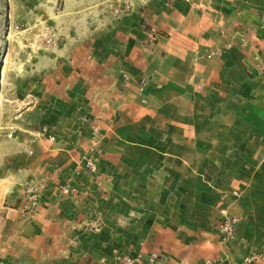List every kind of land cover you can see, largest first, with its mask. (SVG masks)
Segmentation results:
<instances>
[{
	"label": "rangeland",
	"instance_id": "374dc122",
	"mask_svg": "<svg viewBox=\"0 0 264 264\" xmlns=\"http://www.w3.org/2000/svg\"><path fill=\"white\" fill-rule=\"evenodd\" d=\"M211 2L0 0V264H118L137 254L159 264L157 252L108 253L105 245L97 251L90 230L84 243L75 238L69 246L52 222L32 218L41 215L48 198L58 203L54 210L64 213L68 207L70 215L137 214L133 198L145 190L129 181L124 187L118 172L115 187L101 188L108 179L101 163L105 140L120 110L132 117L144 104L147 74L168 33L188 17L211 10ZM254 70L264 85V61ZM231 111L227 108L228 116ZM89 156L94 169L87 164ZM128 163L127 172L134 162ZM236 169L245 178L244 188L227 200L239 202L209 228L210 242L218 244L216 225L234 216L233 240L219 256L198 255L187 264H223L232 254L238 256L236 264H264V159ZM31 184L37 197L33 206L27 194ZM65 184L75 193L63 195ZM65 196L81 201L65 206ZM127 239H119V245Z\"/></svg>",
	"mask_w": 264,
	"mask_h": 264
},
{
	"label": "crops",
	"instance_id": "0c3cea01",
	"mask_svg": "<svg viewBox=\"0 0 264 264\" xmlns=\"http://www.w3.org/2000/svg\"><path fill=\"white\" fill-rule=\"evenodd\" d=\"M208 5L211 10L188 17L168 33L147 74L144 104L132 117L120 110L105 140L101 163L108 179L101 188L115 187L118 172L124 187L129 181L145 190L133 198L137 214L70 215L68 207L64 213L54 210L58 203L48 198L32 220L52 222L67 245L94 237L97 251L105 245L108 253L157 252L159 264L219 256L222 247L210 242L209 228L239 202L227 200L244 188L236 166L264 159V85L254 70L264 61V0ZM130 161L134 164L127 172ZM132 172H137L133 178ZM80 198H63L62 205H76ZM119 239L127 243L119 245ZM232 255L226 263L236 264L238 256Z\"/></svg>",
	"mask_w": 264,
	"mask_h": 264
},
{
	"label": "built area",
	"instance_id": "2783aa9c",
	"mask_svg": "<svg viewBox=\"0 0 264 264\" xmlns=\"http://www.w3.org/2000/svg\"><path fill=\"white\" fill-rule=\"evenodd\" d=\"M229 46V45H228ZM218 53V52H214ZM144 90L143 86L139 87V92L141 93ZM88 166L94 169V159L92 156L86 158ZM60 191L63 195L70 196L75 193V188L71 187L69 184H65L60 187ZM34 186L31 184L28 186L27 194L30 204L33 206L37 203V197L34 193ZM237 219L234 216H224V218L216 225L215 229L219 234L218 245L222 247L224 244L230 243L234 238V226ZM154 260V257L150 256L146 260H143L140 254H137L135 257L126 259L124 262H119L118 264H150Z\"/></svg>",
	"mask_w": 264,
	"mask_h": 264
}]
</instances>
